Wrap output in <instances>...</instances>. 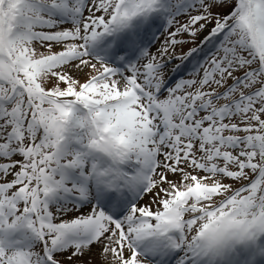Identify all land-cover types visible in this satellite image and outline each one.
<instances>
[{"label":"snow or ice","instance_id":"obj_1","mask_svg":"<svg viewBox=\"0 0 264 264\" xmlns=\"http://www.w3.org/2000/svg\"><path fill=\"white\" fill-rule=\"evenodd\" d=\"M223 6L0 0V264H264V0Z\"/></svg>","mask_w":264,"mask_h":264},{"label":"rangeland","instance_id":"obj_2","mask_svg":"<svg viewBox=\"0 0 264 264\" xmlns=\"http://www.w3.org/2000/svg\"><path fill=\"white\" fill-rule=\"evenodd\" d=\"M233 1H235V0H219V2L222 4V5H224L223 7H220V8H218V9H216V11H219V12H221V13H225L226 11H227V9H228V7L233 3ZM189 47H191V45H185V50H187V48H189ZM211 48V47H210ZM209 48V49H210ZM200 55V57H203L204 55H205V53H200L199 54ZM195 63V61H192L188 66H190V67H188V71H190L191 70V67H192V64H194ZM182 74V76H187L188 75V72H182L181 73ZM172 79L173 80H176V79H179V77L177 76V77H172Z\"/></svg>","mask_w":264,"mask_h":264},{"label":"trees","instance_id":"obj_3","mask_svg":"<svg viewBox=\"0 0 264 264\" xmlns=\"http://www.w3.org/2000/svg\"><path fill=\"white\" fill-rule=\"evenodd\" d=\"M234 3H235V1H233V3L228 7V9H227V11L225 13H228L232 9Z\"/></svg>","mask_w":264,"mask_h":264}]
</instances>
